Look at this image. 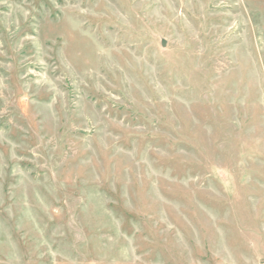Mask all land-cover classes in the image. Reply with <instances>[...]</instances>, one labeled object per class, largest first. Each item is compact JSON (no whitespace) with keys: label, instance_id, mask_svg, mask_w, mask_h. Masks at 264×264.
<instances>
[{"label":"rangeland","instance_id":"rangeland-1","mask_svg":"<svg viewBox=\"0 0 264 264\" xmlns=\"http://www.w3.org/2000/svg\"><path fill=\"white\" fill-rule=\"evenodd\" d=\"M264 0H0V264H262Z\"/></svg>","mask_w":264,"mask_h":264},{"label":"crops","instance_id":"crops-1","mask_svg":"<svg viewBox=\"0 0 264 264\" xmlns=\"http://www.w3.org/2000/svg\"><path fill=\"white\" fill-rule=\"evenodd\" d=\"M262 264H264V262Z\"/></svg>","mask_w":264,"mask_h":264}]
</instances>
